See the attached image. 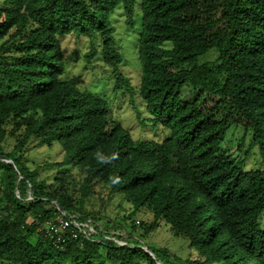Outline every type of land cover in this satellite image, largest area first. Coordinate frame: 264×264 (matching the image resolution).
Instances as JSON below:
<instances>
[{"label": "trees", "instance_id": "obj_1", "mask_svg": "<svg viewBox=\"0 0 264 264\" xmlns=\"http://www.w3.org/2000/svg\"><path fill=\"white\" fill-rule=\"evenodd\" d=\"M119 7L128 27L140 12L138 94L167 133L159 142L133 139L68 76L60 41L75 36L131 90L111 23ZM236 129L237 151L248 133L245 157L256 148L262 169L222 149ZM54 143L61 160L31 168L26 151ZM97 186L123 196L129 230L95 226L84 204ZM58 216L71 223L59 243L38 230ZM161 224L198 260L143 249ZM0 264H264V0H0Z\"/></svg>", "mask_w": 264, "mask_h": 264}, {"label": "rangeland", "instance_id": "obj_2", "mask_svg": "<svg viewBox=\"0 0 264 264\" xmlns=\"http://www.w3.org/2000/svg\"><path fill=\"white\" fill-rule=\"evenodd\" d=\"M111 23L114 28L115 47L122 53V62L118 66V71L129 79L131 90L128 92L122 88H116L112 70L99 59V48L94 47L95 49H92L88 40L83 38L77 39L75 36H67L60 41L61 51L68 63V76L75 80L76 85L81 90L104 98L108 103L113 119L119 121L129 131L133 139L159 142L165 138L167 133L165 134L159 125L154 126L149 122L138 94L140 69L136 53V43L141 25L140 12L136 7L134 23L132 27H128L124 22L122 9L119 7L113 13ZM94 50L97 51L96 54ZM93 51L95 56H89L90 58L86 60L85 56ZM202 60V58L199 59L200 62ZM209 60H212L211 56H209ZM242 137L241 130L236 129L225 138L222 149L228 150L234 159L241 160L244 170L262 169L263 166L261 165L256 148L251 149L248 152V156L245 157V151L250 141L248 133L244 136L241 151H237L236 146ZM13 144L14 139L8 138L5 141L4 149L10 150ZM61 155L58 144L54 143L50 148H29L24 157L27 159L29 166L33 168L45 162H59ZM72 171L73 174L76 172ZM53 174V169L41 171V176H49V179H51ZM76 182H79V177H76ZM106 192V189L103 187H95L94 193L87 198L84 208L86 213L92 215V218L96 220L95 226L99 230L109 232L112 235V230H107L105 227L106 219L115 225L118 224L123 228H127L129 221L125 216L128 214V206L125 204L123 196L118 195L110 198ZM71 194L73 200L76 202L78 199L76 189ZM118 206L119 208H117ZM124 209L125 211L122 212ZM140 212L135 214L134 219L143 220L142 223H149L151 221V214L146 212L144 213L145 217H143L139 214ZM127 229L129 230V228ZM118 233L124 232L119 231ZM141 237H143L142 234ZM143 238L141 241L143 249H146V247L165 248L174 257L198 260L197 254L188 248L187 241L175 237L170 231L169 226L161 224L150 235Z\"/></svg>", "mask_w": 264, "mask_h": 264}, {"label": "built area", "instance_id": "obj_3", "mask_svg": "<svg viewBox=\"0 0 264 264\" xmlns=\"http://www.w3.org/2000/svg\"><path fill=\"white\" fill-rule=\"evenodd\" d=\"M71 223L63 216H58L54 221H48L43 227L39 228V231H44L45 236L54 240L55 242H64L67 229L70 228ZM71 236L75 238V234L70 232Z\"/></svg>", "mask_w": 264, "mask_h": 264}, {"label": "water", "instance_id": "obj_4", "mask_svg": "<svg viewBox=\"0 0 264 264\" xmlns=\"http://www.w3.org/2000/svg\"><path fill=\"white\" fill-rule=\"evenodd\" d=\"M4 161H5L6 163L12 165V163H11L10 161H8V160H5V159H4Z\"/></svg>", "mask_w": 264, "mask_h": 264}]
</instances>
